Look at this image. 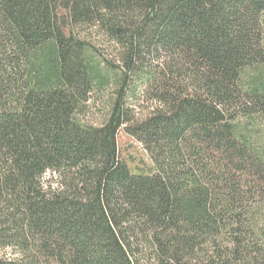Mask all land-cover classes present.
Listing matches in <instances>:
<instances>
[{
    "label": "trees",
    "instance_id": "trees-1",
    "mask_svg": "<svg viewBox=\"0 0 264 264\" xmlns=\"http://www.w3.org/2000/svg\"><path fill=\"white\" fill-rule=\"evenodd\" d=\"M263 28L264 0H0V264H264ZM92 30L155 104L145 169L127 85L81 120Z\"/></svg>",
    "mask_w": 264,
    "mask_h": 264
},
{
    "label": "rangeland",
    "instance_id": "rangeland-1",
    "mask_svg": "<svg viewBox=\"0 0 264 264\" xmlns=\"http://www.w3.org/2000/svg\"><path fill=\"white\" fill-rule=\"evenodd\" d=\"M83 37L90 45L89 51L96 63L99 79L95 82L87 107L80 116L81 120L87 125L97 127L106 123L120 90L127 85L129 90L125 103L127 108L132 110L134 122L118 136L119 153L121 159L132 168L145 169L151 165L150 154L145 145L133 134L132 127L149 117L155 109L151 96L144 95L146 84L144 80L132 76L123 83L125 68L119 49L96 30L87 31ZM149 64L155 66V63ZM261 201L263 203L258 204L264 206V200Z\"/></svg>",
    "mask_w": 264,
    "mask_h": 264
}]
</instances>
